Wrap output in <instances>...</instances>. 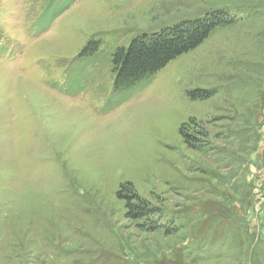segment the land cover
I'll return each instance as SVG.
<instances>
[{
    "label": "rangeland",
    "instance_id": "1",
    "mask_svg": "<svg viewBox=\"0 0 264 264\" xmlns=\"http://www.w3.org/2000/svg\"><path fill=\"white\" fill-rule=\"evenodd\" d=\"M221 14L115 91L116 40ZM0 264H264V0H0Z\"/></svg>",
    "mask_w": 264,
    "mask_h": 264
},
{
    "label": "trees",
    "instance_id": "2",
    "mask_svg": "<svg viewBox=\"0 0 264 264\" xmlns=\"http://www.w3.org/2000/svg\"><path fill=\"white\" fill-rule=\"evenodd\" d=\"M208 17L210 16L203 19L182 21L151 34L141 33L132 39L127 46L118 45V40H116L117 43L110 55L111 71L115 75V91L128 92L134 88L144 87L152 81L159 70L177 57L198 47L214 30L226 25L227 18L229 19V16L225 14L211 16V19ZM104 38L107 41L106 36L91 38L86 44V50L83 53L84 58L94 59L100 46L106 42H104ZM188 97L197 100L203 99L205 96L199 93H188ZM184 125L185 123L179 128L182 132ZM183 136L185 141L187 139L188 142L196 141L194 142L195 148L202 151V147L206 143L202 137L197 138L192 132L186 131L183 132ZM129 207L131 209L129 217L144 219L143 222L146 224L157 213L156 209L150 211L148 205L143 203H132Z\"/></svg>",
    "mask_w": 264,
    "mask_h": 264
}]
</instances>
